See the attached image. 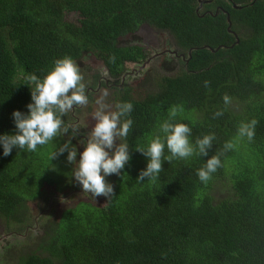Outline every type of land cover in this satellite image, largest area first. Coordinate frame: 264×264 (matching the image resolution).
I'll return each instance as SVG.
<instances>
[{
	"label": "trees",
	"instance_id": "obj_1",
	"mask_svg": "<svg viewBox=\"0 0 264 264\" xmlns=\"http://www.w3.org/2000/svg\"><path fill=\"white\" fill-rule=\"evenodd\" d=\"M217 7L229 13L238 44L221 11L205 13ZM199 9V0H0V135L15 134L14 111L29 112L26 77L43 78L56 59L76 63L89 56L120 78L146 57L143 47L125 40L145 28L167 32L187 59L191 52L181 73L156 85L146 80L140 87H152L141 94L121 91L118 102L133 104L123 118L133 120L131 159L119 175L105 177L114 195L103 205L79 201L62 211L44 244L18 264H264V0H213ZM225 94L232 99L226 109ZM173 106L182 108L173 122L191 128L190 142L214 133L212 148L207 156L164 160L157 179L138 181L148 158L136 149L157 134L163 138L159 126ZM252 119L258 121L254 139L239 138L240 123ZM229 141L235 147L225 151ZM47 145L34 152L14 147L8 156L0 145V214L7 220L25 200L14 192L21 190L12 182L15 166L27 179L50 171L38 155ZM169 155L165 143L162 160ZM213 155L222 166L205 184L196 173ZM54 176L55 169L48 180Z\"/></svg>",
	"mask_w": 264,
	"mask_h": 264
},
{
	"label": "clouds",
	"instance_id": "obj_2",
	"mask_svg": "<svg viewBox=\"0 0 264 264\" xmlns=\"http://www.w3.org/2000/svg\"><path fill=\"white\" fill-rule=\"evenodd\" d=\"M168 53L177 56L179 54L175 50ZM110 61L115 62V56L110 57ZM26 79L27 85L31 88L32 103L27 105L29 109L27 114L19 110L13 112L15 134L0 135V145L3 146L4 156L10 155L14 147L34 152L38 145H45L56 137L67 135L69 126L65 125L61 117L71 111L74 106L88 104L84 77L79 66L69 56L56 59L54 66L43 78L30 74ZM209 83L205 81V87H208ZM107 95L108 92L105 90L95 101L98 105L93 114L96 123L87 142L83 145L84 151L79 154L80 159L77 161L78 150L71 142H65L57 152L52 154V159L67 151V161L75 165L72 171L73 177L82 186L83 192H90L96 198L104 196L109 199L114 195V187L106 181L105 177L112 174L119 175L131 159L127 137L133 120L123 118L130 115L133 104L118 102L115 105L116 110L110 111L109 106L104 102ZM223 101L225 109L232 103L231 97L227 94L223 96ZM178 111H182V108L173 106L169 111V119L160 124L159 131L164 134L163 138L157 134L150 139L146 148L136 149L148 158L147 167L141 170L138 181H143L145 177H149L150 180L157 179L163 171L164 160L172 162L173 159H187L194 154L207 156L209 149L212 148L214 133L197 138L195 145L190 142L191 128L187 124L173 122ZM223 111V109L218 110L214 113V117L223 115ZM257 124L256 119L242 121L238 127V137H246L252 141ZM71 127L75 132L76 126ZM135 135L136 132L132 130L129 137L134 138ZM122 138L126 142H118ZM165 143L170 155L162 160ZM234 147L235 145L229 141L225 143L224 150H232ZM221 166L219 155H213L207 159L204 167L197 170L196 174L199 180L206 184L211 179L212 173Z\"/></svg>",
	"mask_w": 264,
	"mask_h": 264
},
{
	"label": "rangeland",
	"instance_id": "obj_3",
	"mask_svg": "<svg viewBox=\"0 0 264 264\" xmlns=\"http://www.w3.org/2000/svg\"><path fill=\"white\" fill-rule=\"evenodd\" d=\"M67 20L76 22L77 16L70 15L67 17ZM125 40L131 41L133 43H138V45L141 46H145L148 50H150L148 51L150 55H153L155 52H161L158 50V48L160 45L165 44H169L168 49L172 52H174V50L179 52V56L176 59L174 58V54L165 53V55L159 58L156 57V59H152L151 61H149L150 63L148 62L149 64H147L146 67L143 69L144 71L141 72L138 79L133 78L132 82H130H134L135 86L139 89V93L151 89L141 88L139 86L146 82V80H150L154 85H156L161 82V78L164 76H174L176 74L181 73L184 68V61L182 59V55H185V62L186 60H188L186 58L187 53L181 52V50L176 46L173 37H171L167 32H161L156 29L145 28L143 29V31H141L140 34H133L125 38ZM151 48H153V50ZM166 59H171V62L167 63ZM173 62L174 64H176V67L174 68H172L171 66ZM87 65L96 68L97 71H94L96 74L98 73V71H100V74H102V76L105 78V81H107V75H104L105 69L103 68V64L101 62H95L91 64L90 57L86 56L84 59L78 62L80 72L84 77L83 83H86V85L91 84L93 82L92 78L95 75L88 74ZM170 69H173V71L168 72V70ZM84 70L86 71L84 72ZM128 72H130V70ZM103 92L104 91L102 88L97 93L95 101L102 95ZM107 92L108 95L104 98V102L109 106L108 110H116L115 105L118 103L120 93L114 92L112 89L109 88H107ZM139 98L144 99L142 95L139 96ZM110 106H113L114 108H111ZM93 107L97 109L98 105L94 102ZM73 116L78 119L79 124H82L81 127H86L89 129L88 135L90 136V129L94 124V119H85L83 118L81 113L76 112L73 114V112L71 113L69 111L68 113L63 115L65 119L61 117L64 122L65 120L67 121L68 126L70 128L69 131L72 130V125L76 126V131L80 130L77 125L78 123L75 122ZM86 120L89 121L86 123ZM78 138L79 139H77V142L76 140L68 139V135L56 137L48 143L45 149L40 150L38 152L40 161L41 159H43L45 161L44 165L49 166L50 171L45 170L42 172H32L31 174H28L29 179H27L26 173H23V175L20 173L22 166H15L16 173L13 176L12 182L14 185H20L21 190L14 189V192L17 193L21 191L24 195L25 200L15 208V219L9 218L7 220L0 214V236L3 234L2 229H4V231H7V227L10 229L11 232H13L12 234H20V236H22L26 233L27 227H34L33 219L35 218V216L40 219V223H42V225L40 226L41 229H38L35 233H30L27 237L23 239L18 238L16 242L10 244L9 248L1 247L0 264H18L21 257H24L29 253L38 251L40 245L44 244L45 233H50V228L55 229V225L53 224L58 221L61 212L69 207H72L74 204H76V202L89 201L95 202L94 204L96 205H103L108 201V198L104 196L96 198L90 192H83L82 186L73 177L72 171L75 165L67 161V157L64 153L59 155L57 158L52 159V154L54 152H57L65 142H71V144L76 147L79 151L81 149L85 136H80V134H78ZM124 141L125 140L122 138L118 142L124 143ZM76 142L78 143L77 145ZM79 154L80 153H78L77 155V161L80 159ZM69 167L71 172L70 179L72 180L67 178L70 175V172H68ZM54 169L55 176L52 177L54 179V182H51L48 180V176ZM108 180H110L109 176H107V181ZM52 183H54V185L58 188L59 186L63 188V192L61 194H57L56 187L47 186ZM45 186L47 187L41 193V190ZM220 189L223 194L222 187H220ZM20 195L22 196V194ZM36 197H39V199L37 200L38 202H36L35 199L32 200ZM26 204L29 207L28 209L25 208ZM20 208H25L26 210H19ZM17 210H19L18 213ZM29 210L32 211L33 217L29 225L24 228L23 222L29 216ZM46 255L49 256V253H46Z\"/></svg>",
	"mask_w": 264,
	"mask_h": 264
},
{
	"label": "flooded vegetation",
	"instance_id": "obj_4",
	"mask_svg": "<svg viewBox=\"0 0 264 264\" xmlns=\"http://www.w3.org/2000/svg\"><path fill=\"white\" fill-rule=\"evenodd\" d=\"M203 1H206V0L199 1V6H200V8H202L201 11H204L205 4H206ZM209 1H211V3H212L213 0H209ZM219 11H221L222 14L226 16L227 22H228V16L230 18V15L225 10V8L217 7L216 10L214 11V13H212L211 11H206L205 13L206 14H209L211 16H213V15L215 16V15H218L219 14ZM230 22H231V19H230ZM228 24H229V22H228ZM231 26H232V23H231ZM232 33H231L232 36L235 37V39H236V44H238L237 43V39L239 41V35L240 34L238 35L234 31H232ZM235 34L237 35V37L235 36ZM131 35H133V34H131ZM131 35H129V36H131ZM127 37H125V38H127ZM121 43L122 44H125V41H121ZM130 44L131 45H138V43H133V42L130 43ZM138 46H141V45H138ZM141 47H143L145 49V51H146V57L140 59L139 61H134V64H137L138 65V66H134V67H136V69L134 68V69H132L131 72H128V73L126 72L125 74H122L120 78H119V76L114 75L111 72V70H110V68L108 66L105 68V66L103 65V68L105 69L104 75H107V78H106L107 81H105V78L102 76V74H100V71H98V73L96 74L94 71H97V69L94 68V67H92V66L87 65V67H88V69H87L88 70V74H95L94 77L92 78L93 82L91 84L86 85V83H84L85 84V94L88 97V104L86 106H74L73 109L70 112L71 113L73 112V114L76 113V112H79V113H81V115L85 119H88V118L90 120L91 119H94L93 114L96 111V109L93 107V103L95 102L97 93L102 88H103V91H105V90H107V88H109V89H112L114 92H118V93H121V91L125 87L137 88L135 86L134 82L133 83H130V82H132L133 78L134 79H138V77L141 74V72L144 71L143 69L146 67L147 64L150 63V62L149 63H147V62L148 61H151L152 59H156V57L159 58V57L165 55V53L171 52V50L168 49L169 48V44L168 45H166V44L165 45H160L159 48H158V50L161 51V52H155L153 55H150L149 54L148 51H150V50H148L145 46H141ZM151 49L153 50V48H151ZM143 56H145V54ZM174 56H175L174 58L176 59L179 56V54H178V56L177 55H174ZM84 58H82V59H84ZM182 59L185 62V56L184 55H182ZM78 62H76L77 65H78ZM90 62H91V64H93L95 62H100V61H97L95 59H91ZM166 62L167 63H170L171 62V59H166ZM127 65H131V63L126 64L125 65V68L127 67ZM171 66L173 67L174 65L172 64ZM85 71L86 70H84V72ZM141 85H139V86H141ZM146 88H151V87L149 86V87H146ZM73 118H74L75 122L78 123L77 125H78V128L80 130L79 131H75V132H73L71 130L70 139H73V140H76L77 141V139H79L78 138V134H80V136L81 135L82 136H85V139L83 141V144L81 146V149L78 151V153H82L84 151V146L83 145L87 142V139L89 138V135H88L89 129L86 128V127H81L82 124H79L78 119L75 118L74 116H73ZM88 121L89 120H86V123ZM93 123L94 124L92 125V127L90 129V132L92 131V128L95 126V123H96L95 119H94ZM66 126H68V124H66ZM67 135H64V136H67ZM77 142H76V145L78 144ZM28 213H29V216L23 222V225H24L23 227L24 228L29 225V223L31 222L32 217H33V213H32L31 210H29ZM33 224H34V227H27L26 228V233L23 234L22 236H20V234H17V235L12 234L13 232H11L8 227H7V231H4V229H2L3 234L0 236V248L1 247H7V248H9L10 247V244L13 243V242H16L18 240V238L19 239H23V238L27 237L30 233H35L38 229H41L40 226L42 225V223H40V219L37 216H35V218L33 219Z\"/></svg>",
	"mask_w": 264,
	"mask_h": 264
},
{
	"label": "water",
	"instance_id": "obj_5",
	"mask_svg": "<svg viewBox=\"0 0 264 264\" xmlns=\"http://www.w3.org/2000/svg\"><path fill=\"white\" fill-rule=\"evenodd\" d=\"M199 1H201V0H199ZM204 3H210L211 1H203ZM236 9H240L241 7H239V6H234ZM202 8H200L199 9V11L201 10ZM228 22H229V28H228V31H230L231 33H232V31L230 30V28H231V22H230V18H229V16H228ZM235 36L237 37V35L235 34ZM237 43H239V41H238V39H237ZM189 57H190V59H191V52L189 53ZM149 62V61H148ZM147 62V63H148ZM189 62V60H186V63H188ZM137 66V65H136Z\"/></svg>",
	"mask_w": 264,
	"mask_h": 264
}]
</instances>
